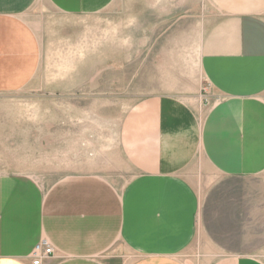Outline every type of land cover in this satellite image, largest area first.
I'll use <instances>...</instances> for the list:
<instances>
[{"label": "crops", "instance_id": "0c3cea01", "mask_svg": "<svg viewBox=\"0 0 264 264\" xmlns=\"http://www.w3.org/2000/svg\"><path fill=\"white\" fill-rule=\"evenodd\" d=\"M208 1L207 12L202 6L193 16L201 27L199 82L131 107L120 125L123 146L113 162L98 165L110 173L93 167L46 195L36 179L0 173V264H32L31 249L43 238L53 254L40 264H187L179 252L199 219L204 229L198 188L217 186L220 177L264 180V0ZM39 3L0 0V71L13 58H38L24 17ZM233 202L226 199L228 226L235 219L234 226L250 225V207ZM195 259L264 264L250 255Z\"/></svg>", "mask_w": 264, "mask_h": 264}, {"label": "rangeland", "instance_id": "374dc122", "mask_svg": "<svg viewBox=\"0 0 264 264\" xmlns=\"http://www.w3.org/2000/svg\"><path fill=\"white\" fill-rule=\"evenodd\" d=\"M82 1L40 0L24 17L38 58H13L0 71V173L36 179L44 195L73 175L110 173L98 165L123 146L120 125L131 107L199 82L201 27L193 16L202 6L207 12L208 0H89L90 11L69 9ZM263 183L220 177L198 188L204 229L199 219L180 257L195 264L197 255H250L264 263ZM227 198L250 207V225L228 226Z\"/></svg>", "mask_w": 264, "mask_h": 264}, {"label": "built area", "instance_id": "2783aa9c", "mask_svg": "<svg viewBox=\"0 0 264 264\" xmlns=\"http://www.w3.org/2000/svg\"><path fill=\"white\" fill-rule=\"evenodd\" d=\"M53 254V248L47 239L43 238L36 242L30 252L32 264H40L41 261Z\"/></svg>", "mask_w": 264, "mask_h": 264}, {"label": "bare ground", "instance_id": "6f19581e", "mask_svg": "<svg viewBox=\"0 0 264 264\" xmlns=\"http://www.w3.org/2000/svg\"><path fill=\"white\" fill-rule=\"evenodd\" d=\"M71 215H73V214H71Z\"/></svg>", "mask_w": 264, "mask_h": 264}]
</instances>
